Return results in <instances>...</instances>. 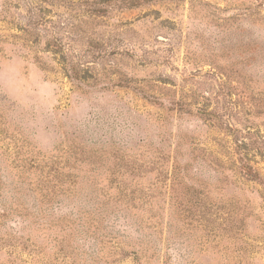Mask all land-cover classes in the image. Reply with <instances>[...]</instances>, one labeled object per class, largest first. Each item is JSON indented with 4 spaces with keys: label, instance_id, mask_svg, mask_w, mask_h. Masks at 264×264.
I'll list each match as a JSON object with an SVG mask.
<instances>
[{
    "label": "rangeland",
    "instance_id": "rangeland-1",
    "mask_svg": "<svg viewBox=\"0 0 264 264\" xmlns=\"http://www.w3.org/2000/svg\"><path fill=\"white\" fill-rule=\"evenodd\" d=\"M0 264H264V0H0Z\"/></svg>",
    "mask_w": 264,
    "mask_h": 264
}]
</instances>
